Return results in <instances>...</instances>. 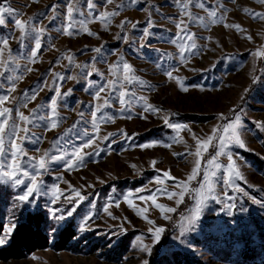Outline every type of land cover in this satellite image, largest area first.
I'll list each match as a JSON object with an SVG mask.
<instances>
[{"label": "rangeland", "instance_id": "rangeland-1", "mask_svg": "<svg viewBox=\"0 0 264 264\" xmlns=\"http://www.w3.org/2000/svg\"><path fill=\"white\" fill-rule=\"evenodd\" d=\"M93 2L96 16L115 14L90 19L87 0H71L69 20V0H0L20 13H5V26H0V39L11 35L6 45L0 43V97L7 95L0 110H10L0 134L6 150L0 161L4 171L14 170L7 137L15 122L21 129L15 143L23 149L17 163L34 173L29 158L46 162L36 178L40 195L30 197V203L18 199L31 183L22 172L16 178L23 184L8 178L0 182L3 233L15 230L28 211L41 210L50 237L48 248L0 264H262L264 0ZM29 17L43 31L27 36L22 45L14 20L28 22ZM65 28L75 34H66ZM37 38L41 48L32 58ZM192 43L196 48L188 51ZM125 63L132 69L129 77L136 78L131 84L122 79ZM34 92L35 98L28 99ZM146 105L157 111H145ZM121 108L130 110V118L120 114ZM20 113L31 122L19 119ZM237 115L244 147L230 143L221 152L222 129ZM175 124L185 127L169 126ZM144 144L152 146L139 147ZM76 150L85 156L83 165L69 169L60 157L75 159ZM52 156L57 159L51 161ZM233 162L243 179L228 176ZM159 189L183 192V199H170ZM148 195L175 211L140 198ZM198 204L201 211L192 227ZM144 208L148 211L141 212ZM61 215L63 220L56 219ZM69 224L77 237L70 248L57 251L54 242ZM157 228H163L159 239Z\"/></svg>", "mask_w": 264, "mask_h": 264}, {"label": "snow or ice", "instance_id": "snow-or-ice-1", "mask_svg": "<svg viewBox=\"0 0 264 264\" xmlns=\"http://www.w3.org/2000/svg\"><path fill=\"white\" fill-rule=\"evenodd\" d=\"M4 2L6 3V0H4ZM113 2V0H105V4H111ZM133 2H135V0H133ZM124 5H121V7H123ZM96 8V5L94 4L93 0H87V9L89 12V18L90 19H104V20H108L110 18L111 15H114L115 13H108V12H103L100 13L99 16H96L94 13V10ZM50 11H55V6H53L52 9H50ZM74 9L71 6V0H69V4L67 6V16L69 18V20L72 19V13H73ZM76 12L80 15L83 16V12L78 8L76 9ZM8 13L10 15H13L14 17H18L20 15V13L16 12L15 10H13L11 7H5L3 6V4H0V26H5V18H4V14ZM216 13L213 12V16H215ZM253 17L256 18L257 16L261 15V14H257V13H252ZM32 17H29V21L25 22L22 21L18 18H16L14 20V23L16 25V27L21 31V37H20V43L23 45L24 40L27 36L32 35L33 33H37V36L39 35L40 32H42L43 30L37 29L33 26L32 24ZM72 25L71 23H69L67 25V28H71ZM133 27H135V25H133ZM179 27V25H178ZM186 27V26H185ZM236 27H239L238 25ZM67 28H65V33L68 35H73L75 34L74 32L71 31H67ZM145 35H147V30H145ZM11 38V35L8 37H4L2 39H0V43H3L4 45L7 44V40ZM188 39H191V34L188 35ZM41 48V43L39 38H37L35 40V45H34V50L30 53V56L32 58H35L37 56V52L36 50ZM196 48L195 43H192L189 47H188V51H191L192 49ZM94 51L96 53H100L101 52V48H95ZM183 45L181 46V55H183ZM257 55H259V53H257ZM123 69H124V75L122 77V79L124 81H127L129 84H131L133 82V80H135V77H129L128 73L132 71L131 66L128 65L127 63L123 64ZM169 76H171V71H169L168 73ZM113 81H107L108 85H113ZM183 91H187L188 88L187 87H183ZM14 90V87L11 89ZM101 91L103 90V88L100 89ZM71 91V90H69ZM36 93L34 92L33 95L31 97H28V99H34L35 98ZM56 95L59 96L60 93L59 91L56 92ZM124 93L121 92V98L119 99V103L121 105L125 104V100L123 99ZM134 99L133 95L129 96V100ZM5 100H7V95L0 97V103H3ZM105 103L107 104L108 101H105ZM56 104L57 101L55 99L51 100V110L52 113L55 114V109H56ZM151 110L153 112L157 111V109H155L152 105H146L145 106V111ZM96 111H100V108L97 106L96 107ZM128 113L129 118L131 116L130 110L126 109V108H121L120 110V114L123 115L125 113ZM7 113H10V110L7 108H4L3 110H0V117H5V119L0 120V134L4 133V127L3 125L7 123V118L6 115ZM19 119L25 121L26 123H30V119L29 117L24 116L22 113H20L19 115ZM93 124H95L96 122V117H95V113L93 114ZM165 123L167 124L168 121L167 119L165 120ZM170 127H175L177 130L185 127L184 125L181 124H175V125H169ZM52 128L56 127V123L53 122L51 124ZM242 125H241V117L239 115L234 117V122L233 123H229L226 126L223 127L222 131L225 135H221L219 137V143H220V150L221 152H223L225 145L230 144V143H236L238 144L240 147H244L243 142L240 139V129H241ZM21 131V129L19 128V125L16 124L15 122L10 126V131L8 133V149L7 152L11 153V164H9V168H12L14 170L12 171H4L3 167H2V161H0V182L5 181V178L11 179L15 184H23L24 180L22 179H17V172H22V175L25 177H29L31 183L30 186L27 187V190L25 192V194L20 195L18 197L19 201L21 202H31L32 200L30 199V197H33L34 194L35 196H39L40 195V191H41V187L40 185H38L37 183V176L41 174V170H45L46 169V162L44 158H41L38 162L32 160V158H29L32 162L30 163V167H32L33 169H35L36 171L34 173H29L27 171V169L22 168L21 164L17 163V156L18 154H23V149L20 148L16 143H15V138L17 133ZM23 131L27 134L28 129L27 127H25L23 129ZM112 133H109V136H112ZM126 135V134H125ZM227 137V138H226ZM27 138V137H25ZM105 140L108 139V137H104ZM211 137L208 138L209 142L211 141ZM199 143V142H198ZM5 139L3 135H0V155L6 154V150H5ZM90 146L89 144L85 143L84 147H88ZM152 146L151 144H144V145H140L139 147H143V148H147ZM204 149H207V142L204 144ZM200 148H197V151L195 153V155L199 156L200 155ZM95 153H89L88 155H94ZM46 156L48 155L47 153L45 154ZM74 155L75 159H70L66 156H61L60 158L64 160V163L67 165V167L69 169L73 168V167H80L83 165L84 162V158L85 156L82 154V150H76L74 151V153L72 154ZM57 159L56 156H52L50 157L51 161H55ZM228 159L231 161L232 160V156L229 154L228 155ZM27 163V162H26ZM155 163V162H153ZM209 163H211V161H209ZM217 168L220 167V165H216ZM197 169H199V161H197ZM196 174V170H194L193 172V176L189 177V179L194 178ZM163 177H168L169 173L168 172H164L162 173ZM228 176L230 178H239V179H243V177L241 176L240 172L238 170H235V165L234 162L231 166L228 167ZM234 182V180H233ZM157 183H163V180L160 177H157ZM178 183H182V182H178ZM184 190L187 191V185L184 186ZM240 192H243L242 188H238L237 189ZM57 192H59L60 190L57 188L56 189ZM159 192H161L162 194H166L168 195V197L171 199L172 196L174 195H178L180 197V199H183V192L181 193H168L166 189H159ZM209 193L212 192V188L211 186H209L208 188ZM75 196L80 197L81 194L79 191H75ZM82 198V197H81ZM141 199L144 200H151L155 206L157 208H160L162 211H166V212H174L175 209L174 208H165L164 205H160V204H156V198L152 195H148L146 197H140ZM70 199V197H69ZM202 202V201H201ZM129 203L131 204V201H129ZM117 207L119 206V203L117 202ZM231 207V205H230ZM105 211H107V208L104 209ZM148 209L144 208L141 209V212H147ZM201 209L199 207V204L197 206L196 212L192 217V220L190 221L191 226L193 227L195 225V221L198 220L199 218V213H200ZM110 214V213H109ZM67 215H71V210H69V212L67 213ZM111 215V214H110ZM65 217L64 215H61L59 217H56V219L58 220H63ZM168 217L165 216V219H167ZM145 219H147V217H145ZM13 228H9L6 230V233H0V246H4L6 245L9 240L11 239V233L13 232ZM163 231V228H157L156 229V239H159V233ZM145 264H147V261H145Z\"/></svg>", "mask_w": 264, "mask_h": 264}, {"label": "trees", "instance_id": "trees-1", "mask_svg": "<svg viewBox=\"0 0 264 264\" xmlns=\"http://www.w3.org/2000/svg\"><path fill=\"white\" fill-rule=\"evenodd\" d=\"M45 222L46 215L43 211H28L11 234L10 241L0 247V261L22 259L37 250L48 248L50 237L44 228ZM4 226V221L0 218V233H3ZM76 237V229L69 224L60 231L53 248L57 251L68 249Z\"/></svg>", "mask_w": 264, "mask_h": 264}]
</instances>
